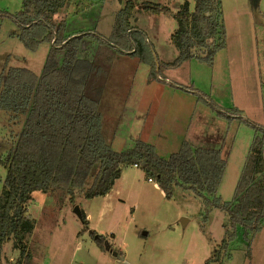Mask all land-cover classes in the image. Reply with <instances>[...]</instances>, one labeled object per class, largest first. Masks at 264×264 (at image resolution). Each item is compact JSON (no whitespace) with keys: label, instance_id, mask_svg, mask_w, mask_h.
<instances>
[{"label":"rangeland","instance_id":"374dc122","mask_svg":"<svg viewBox=\"0 0 264 264\" xmlns=\"http://www.w3.org/2000/svg\"><path fill=\"white\" fill-rule=\"evenodd\" d=\"M137 1L140 6L144 1L159 3L173 13L185 2L191 11L194 8L193 0ZM22 2L0 0V10L16 13ZM221 4L226 44L211 64L192 59L176 69L162 67L164 82L152 78L149 66L136 56L110 46L97 58L94 66L99 72L90 81L102 89L98 102L102 133L115 152L133 148L138 140L166 160L184 142L192 149L220 150L227 165L217 196L230 202L253 131L236 119L229 122L218 116L197 94L206 95L219 108L240 110L244 119L264 126V0H221ZM123 6L124 0H66L52 19L55 39L61 43L88 32L107 39ZM131 22L145 31L162 65L178 56L171 42L178 28L172 16L137 9ZM18 34L12 21L0 18V74L24 68L39 76L50 44L42 43L32 52ZM97 48V41L87 40L80 57L91 61ZM24 120L25 116L0 110V159L14 147ZM5 176L0 165V193ZM46 198L42 207L34 201L27 206L34 222L24 239L28 260L20 258L10 240L3 245L7 258L0 264H205L216 249L220 261L212 264H264V225L250 243L240 234L228 252L223 251L220 242L228 225L221 209H205L200 198L178 187L167 200L139 168H125L104 197L86 200L77 191L74 205L67 193ZM75 206L83 211L88 226L76 216ZM92 231L102 237L103 249ZM9 255L14 257L11 262Z\"/></svg>","mask_w":264,"mask_h":264},{"label":"trees","instance_id":"16d2710c","mask_svg":"<svg viewBox=\"0 0 264 264\" xmlns=\"http://www.w3.org/2000/svg\"><path fill=\"white\" fill-rule=\"evenodd\" d=\"M193 1V11L185 2L173 13L168 6L159 3L144 1L140 6L137 0H124L109 38L88 32L67 37L61 43L55 39L52 19L66 0H23L21 10L16 13L0 10V18L16 25L18 39L26 49L34 52L42 43L50 44L39 76L24 68H8L0 74V110L25 116L14 147L4 160L0 159V165L6 170L0 193V259L3 245L12 240L14 247L20 250V258L28 260L24 239L34 229L27 210L34 192L46 197L67 193L72 205L77 191L82 192L86 200L104 197L123 170L135 165L147 180L157 183L165 199L170 200L173 188L178 187L200 198L205 209H221L228 225L220 242L221 250L228 252L230 244L240 234L250 243L261 232L264 225V126L244 119L240 110L219 108L206 95L197 94L218 116L229 122L236 119L253 131L230 202H223L217 196L227 165L220 150L192 149L184 142L179 151L166 160L153 146L141 140L129 150L115 152L102 133V114L98 106L102 89L90 78L99 72L94 65L103 50L111 46L117 52L136 56L149 66L152 78L165 82L160 74L162 67L176 69L192 59L211 64L213 57L225 48L221 0ZM137 9L175 19L178 28L171 42L178 56L173 61L162 65L145 31L132 24L131 18ZM90 39L98 42L91 61L80 57L81 49ZM87 183L90 184L85 189ZM81 214V221L88 226L83 211ZM90 234L103 249L102 237L94 231ZM219 261L220 251L216 249L205 264Z\"/></svg>","mask_w":264,"mask_h":264},{"label":"crops","instance_id":"0c3cea01","mask_svg":"<svg viewBox=\"0 0 264 264\" xmlns=\"http://www.w3.org/2000/svg\"><path fill=\"white\" fill-rule=\"evenodd\" d=\"M261 123V122H260ZM123 173V172H122ZM31 198H32V201L31 202H33L34 201V203L36 204V205H38L39 207H42L45 203H46V200H47V198H46V196L44 195V194H42V193H40V192H34L33 194H32V196H31ZM2 256L4 257V249H3V254H2ZM1 257L2 259V261L5 259V258H7V257ZM13 259H14V257H13V255H9V258H8V261L9 262H11V261H13ZM4 263V262H3Z\"/></svg>","mask_w":264,"mask_h":264},{"label":"water","instance_id":"95a60500","mask_svg":"<svg viewBox=\"0 0 264 264\" xmlns=\"http://www.w3.org/2000/svg\"><path fill=\"white\" fill-rule=\"evenodd\" d=\"M74 212H75L76 216H78V218L81 220L82 219V214H81V211L78 208V206H75ZM181 221L183 223V226H185V224L187 223V221L185 219H182ZM105 248H106L107 251L110 250L109 246H107V245H105Z\"/></svg>","mask_w":264,"mask_h":264},{"label":"built area","instance_id":"2783aa9c","mask_svg":"<svg viewBox=\"0 0 264 264\" xmlns=\"http://www.w3.org/2000/svg\"><path fill=\"white\" fill-rule=\"evenodd\" d=\"M21 1H23V0H21ZM134 167L136 168V165ZM148 182H153V181L152 180H148Z\"/></svg>","mask_w":264,"mask_h":264}]
</instances>
